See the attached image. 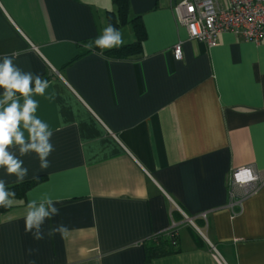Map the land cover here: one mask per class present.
<instances>
[{"label": "crops", "instance_id": "crops-1", "mask_svg": "<svg viewBox=\"0 0 264 264\" xmlns=\"http://www.w3.org/2000/svg\"><path fill=\"white\" fill-rule=\"evenodd\" d=\"M180 1L128 0L116 29L130 43L139 23V52L101 58L84 44L116 15L112 0H0V60L15 53L48 81L32 98L55 149L44 170L35 153L20 157L23 183L0 168L6 187L23 186L0 209V264H264V183L234 216L227 189L236 168L264 178V39H189ZM45 194L60 214L44 231L68 233L36 241L27 205ZM171 229L178 250L147 261L146 244Z\"/></svg>", "mask_w": 264, "mask_h": 264}, {"label": "clouds", "instance_id": "clouds-1", "mask_svg": "<svg viewBox=\"0 0 264 264\" xmlns=\"http://www.w3.org/2000/svg\"><path fill=\"white\" fill-rule=\"evenodd\" d=\"M122 44L120 31L109 24L93 41L84 44V47L91 50L94 55L104 58L105 50L117 48ZM96 49L100 51L97 52ZM12 56L5 54L0 60V89H3L0 98V168H4L9 175H15L17 183H23L28 175V169L24 167L20 157L35 153L40 168L42 170L49 168L51 161L48 157L55 150L51 142L54 133L49 124L36 115L39 102L32 98L34 94L40 96L45 94L49 86L48 81L38 74L25 72L14 65ZM17 94L23 97V104ZM49 99L52 100L54 97ZM13 149H18L19 156ZM15 196V191L6 188V182L0 179V206H12ZM56 203L57 201L47 194L39 200L33 199L28 202L25 231L31 233L34 240H43L46 235L48 237L56 234L62 237L67 235L68 227L64 224L44 231L45 222L60 214Z\"/></svg>", "mask_w": 264, "mask_h": 264}, {"label": "built area", "instance_id": "built-area-1", "mask_svg": "<svg viewBox=\"0 0 264 264\" xmlns=\"http://www.w3.org/2000/svg\"><path fill=\"white\" fill-rule=\"evenodd\" d=\"M172 10L176 22L185 26L189 39L208 47L217 45L222 32H231L255 43L264 39V0H181ZM173 57L181 59V42L174 45ZM263 183L264 178L252 166L230 172L227 189L232 216L238 213L242 200ZM210 247L216 252L214 246L210 244Z\"/></svg>", "mask_w": 264, "mask_h": 264}, {"label": "trees", "instance_id": "trees-1", "mask_svg": "<svg viewBox=\"0 0 264 264\" xmlns=\"http://www.w3.org/2000/svg\"><path fill=\"white\" fill-rule=\"evenodd\" d=\"M117 8L116 15L109 11L107 13L108 23L113 25L115 28L124 24L128 21L127 19V8H128V0H112ZM135 22V18L131 20ZM140 24L135 23L136 39L133 42L123 44L117 48H113L111 50H105L104 54L109 57L123 58L129 55H134L139 52L141 47V33L139 32ZM9 190L15 191L16 195L21 194L23 191V186H10L6 187ZM19 191V192H18ZM7 208L0 206V209ZM178 250L177 243V233L176 230L171 229L167 231L165 234H160L153 237L145 246V258L146 260H150L152 258L173 253Z\"/></svg>", "mask_w": 264, "mask_h": 264}, {"label": "water", "instance_id": "water-1", "mask_svg": "<svg viewBox=\"0 0 264 264\" xmlns=\"http://www.w3.org/2000/svg\"><path fill=\"white\" fill-rule=\"evenodd\" d=\"M185 219H186L187 221H189V223H191V224L194 226V224H193L192 221H191V220H192L191 218H188V217H187V218H185Z\"/></svg>", "mask_w": 264, "mask_h": 264}]
</instances>
